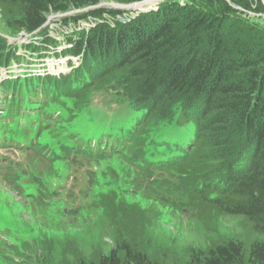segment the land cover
<instances>
[{
    "label": "trees",
    "instance_id": "1",
    "mask_svg": "<svg viewBox=\"0 0 264 264\" xmlns=\"http://www.w3.org/2000/svg\"><path fill=\"white\" fill-rule=\"evenodd\" d=\"M101 3L0 0V16L11 34L20 36L41 31L54 14L85 11L64 18L69 24L124 13L97 8ZM75 34L68 42L74 44L75 55L84 54L82 69L73 76L38 78L44 97L83 110L95 88L117 94L128 110L144 113L130 131L114 138L110 148L95 150L86 145L84 153L91 158L131 154L137 163L144 160L148 145L160 143L172 157L149 166L180 174L179 184H156L161 199L205 217L244 220L239 238L218 239L205 248L189 247L183 256L172 249L150 252L143 239V222L149 217L143 219L136 208L122 209L120 200L106 196L101 198L102 208L114 218L119 211L126 218L118 227L116 247L110 255L99 251L91 258L76 250V264H264L263 1L163 0L156 9L115 28L99 23L88 35ZM3 40L0 37V57L6 45ZM13 61L24 59L10 54L0 65ZM97 61L112 64L92 67ZM156 120L174 134L187 135L192 129L188 147L163 142L162 133L150 136Z\"/></svg>",
    "mask_w": 264,
    "mask_h": 264
},
{
    "label": "rangeland",
    "instance_id": "2",
    "mask_svg": "<svg viewBox=\"0 0 264 264\" xmlns=\"http://www.w3.org/2000/svg\"><path fill=\"white\" fill-rule=\"evenodd\" d=\"M102 2L135 5L130 10H122V15L106 14L102 20L89 17L77 24H66L64 18L84 12L70 16L54 14L38 33H23L20 36L12 35L0 16V37L5 39L3 46L6 42L0 61L10 54H16L17 57L32 55L33 61L38 57L43 59V69L48 70L60 46L65 49V60L79 59L74 57L75 50L71 45L64 46V41H68L70 35H88L99 23H108L115 28L136 18L141 13L139 11L156 7V4L143 7L139 5L141 2L123 4L120 0ZM135 6L136 9H133ZM103 7L111 9L109 6ZM33 48L37 51L34 52ZM66 49H69L68 52ZM27 64L30 63L24 58L23 65L17 61L9 62L6 66L0 65V80L1 77H8L9 70L15 73L22 70L23 73L29 72ZM111 64L97 61L92 62L91 66L103 69ZM117 75L119 73L114 76ZM29 88L33 99L34 93L39 96L46 94L31 83ZM7 91L13 94V88L7 86L5 93ZM92 91L83 110L66 107L61 100L47 98L39 103V100L34 99L48 112L52 106L58 117H54L43 129L37 151H16L7 171L0 175V264H76L73 255L76 250L86 258H91L99 251L110 255L120 236L118 227L126 218L121 211L114 218L112 212L102 208L101 198L106 196L120 200L122 209L123 206L136 208L142 212L143 219L149 217L143 222V239L150 252L172 249L177 255L183 256L189 247L205 248L209 242L218 239L239 238L243 230L242 217H205L190 209L180 210L158 196L156 184L168 187L180 183V174L175 169L157 170L149 166L167 155L166 147L160 143L148 145L144 160L137 163L128 154L99 159L91 163L89 170H85L64 159L65 148L73 132L84 130V136L98 141L104 139L105 131L94 122L83 129L84 118L91 114L93 106L108 114L117 109L124 110L128 115L118 122L123 130L133 127L141 116L121 104L117 94L97 92L95 88ZM16 99L14 112L21 102L17 96ZM6 100L8 98L1 95L0 104ZM171 129L165 130V125H157L156 120L150 136L164 132L166 140L177 138L183 147L193 138L192 129L187 135L183 133L184 136L171 134ZM45 146L53 151L52 155L42 150ZM0 152L10 153L4 149H0Z\"/></svg>",
    "mask_w": 264,
    "mask_h": 264
},
{
    "label": "clouds",
    "instance_id": "3",
    "mask_svg": "<svg viewBox=\"0 0 264 264\" xmlns=\"http://www.w3.org/2000/svg\"><path fill=\"white\" fill-rule=\"evenodd\" d=\"M161 2V1H160ZM159 2V3H160ZM159 3L158 4H156V7H157V5H159ZM101 4H103V6H109V7H111V9H116V8H114V6H113V4H118V3H101ZM122 5V4H121ZM99 7V8H105V7ZM156 7H154V8H150V9H155ZM118 10H122V9H118ZM128 10H130V9H128ZM77 12H85L84 10H77V11H74L72 14H64V15H61V16H70V15H74L75 13H77ZM139 12H145V11H139ZM148 12V11H147ZM96 19V18H95ZM50 20V19H49ZM99 20V19H98ZM49 22V21H48ZM48 22L44 25V27L48 24ZM80 22V21H79ZM74 24H77V23H74ZM98 25V24H97ZM96 25V26H97ZM95 26V27H96ZM94 27V28H95ZM40 30H38L36 33H38ZM83 55V54H82ZM82 55H74V57L75 58H79V59H75V60H73V61H70V60H65L64 59V57L65 56H67V55H65V54H63V52H60V53H58V55L56 56V58L57 57H59V56H61L59 59H57L58 61H60V62H66V63H68V64H77L76 65V67H73V68H70V71H69V75H75L77 72H79V70H80V65H82L83 64V59L84 58H82ZM52 66V65H51ZM68 75V76H69ZM140 114L142 115V117L144 116V113L143 112H140ZM170 132L172 133L173 132V129H171L170 130ZM178 134H180V133H177V134H175V136L176 135H178ZM167 136L164 134V132H162V140H164L165 138H166ZM173 144H177L176 142H173ZM118 153H116L115 155H117ZM114 155V156H115ZM67 159V161L68 162H70V163H73V164H77L79 167L81 166L80 164H78L74 159L73 160H70L69 158H66ZM83 159V161L84 162H87L89 165L91 164L90 163V161L87 159V157H83L82 158Z\"/></svg>",
    "mask_w": 264,
    "mask_h": 264
},
{
    "label": "water",
    "instance_id": "4",
    "mask_svg": "<svg viewBox=\"0 0 264 264\" xmlns=\"http://www.w3.org/2000/svg\"><path fill=\"white\" fill-rule=\"evenodd\" d=\"M148 1H149V0H148ZM148 1L141 2V3H139V5H141V4H146ZM153 1H156L155 4H158L160 1H163V0H153ZM134 5H135V4H134ZM134 5H132V4H130V5L113 4L114 8H116V9H122V10H128V9H131L132 6H134ZM102 6H103V4H99V5L97 6V8L102 7ZM133 9H136V8H133ZM86 10H87V9H86ZM144 11H150V9H148V10H144ZM72 13H73V12H70V13H68V14H72Z\"/></svg>",
    "mask_w": 264,
    "mask_h": 264
},
{
    "label": "bare ground",
    "instance_id": "5",
    "mask_svg": "<svg viewBox=\"0 0 264 264\" xmlns=\"http://www.w3.org/2000/svg\"><path fill=\"white\" fill-rule=\"evenodd\" d=\"M147 1V0H145ZM144 2V1H143ZM156 3V1L150 0L148 1L146 4H141V6L143 7H147V6H153ZM137 6H135L134 8H136Z\"/></svg>",
    "mask_w": 264,
    "mask_h": 264
}]
</instances>
